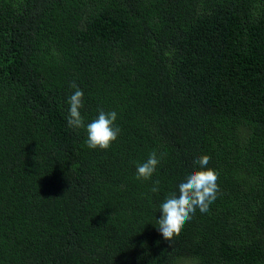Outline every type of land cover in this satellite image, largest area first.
Masks as SVG:
<instances>
[{"label": "trees", "instance_id": "obj_1", "mask_svg": "<svg viewBox=\"0 0 264 264\" xmlns=\"http://www.w3.org/2000/svg\"><path fill=\"white\" fill-rule=\"evenodd\" d=\"M73 82L109 149L69 128ZM202 155L217 199L167 241ZM188 262L264 264V0H0V264Z\"/></svg>", "mask_w": 264, "mask_h": 264}, {"label": "clouds", "instance_id": "obj_2", "mask_svg": "<svg viewBox=\"0 0 264 264\" xmlns=\"http://www.w3.org/2000/svg\"><path fill=\"white\" fill-rule=\"evenodd\" d=\"M70 87L75 89L68 99L69 110L67 124L69 128L78 130L85 129L87 132L86 145L90 149L107 150L118 138L121 129L116 126V111L105 112L98 110V116L91 122L85 124L81 114L83 108L84 92L73 82ZM155 151L151 152L142 163L136 165V179L150 180L157 170L160 159ZM210 156L202 155L197 158L198 169L185 177L178 185V192L169 193L159 206L162 216L157 220V230L167 241H172L178 236L184 224L190 221L196 210L201 213L209 211V206L217 199L219 186L217 184L218 174L214 169L208 167ZM160 181L156 180L151 188L152 192L159 191Z\"/></svg>", "mask_w": 264, "mask_h": 264}, {"label": "rangeland", "instance_id": "obj_3", "mask_svg": "<svg viewBox=\"0 0 264 264\" xmlns=\"http://www.w3.org/2000/svg\"><path fill=\"white\" fill-rule=\"evenodd\" d=\"M188 264H193L192 262H188Z\"/></svg>", "mask_w": 264, "mask_h": 264}]
</instances>
